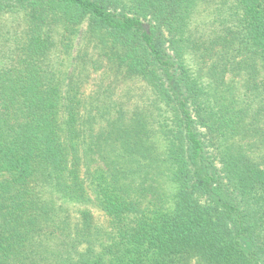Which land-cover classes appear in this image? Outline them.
Wrapping results in <instances>:
<instances>
[{
    "label": "trees",
    "instance_id": "16d2710c",
    "mask_svg": "<svg viewBox=\"0 0 264 264\" xmlns=\"http://www.w3.org/2000/svg\"><path fill=\"white\" fill-rule=\"evenodd\" d=\"M209 1L0 0V264H264V0Z\"/></svg>",
    "mask_w": 264,
    "mask_h": 264
},
{
    "label": "rangeland",
    "instance_id": "374dc122",
    "mask_svg": "<svg viewBox=\"0 0 264 264\" xmlns=\"http://www.w3.org/2000/svg\"><path fill=\"white\" fill-rule=\"evenodd\" d=\"M227 4H229L227 2ZM226 6L225 0H214V3L211 2V0L207 3H202L201 6L198 9V12L195 15V21L197 24H201L203 26L207 20H210L212 18L211 13L213 8L217 7H224ZM87 25L88 22H86L82 27L80 34L76 38V47L73 52V55L71 57L74 58L77 54V51L83 46L84 37L87 31ZM233 76L229 75L228 79H231ZM238 91L241 92V79L236 78ZM109 80L105 79L102 75V72H91L87 82L82 87V93L85 98H88L94 94H97L98 92L104 91L106 88H108ZM117 88V94H122L124 91H132L136 96L129 102V106L132 107L135 104V101L142 98V100L146 99L148 97V93H146L145 89L140 87V85H134L130 82H123L120 83V85ZM132 94V93H131ZM143 95V96H142ZM131 96V95H130ZM97 128V127H96ZM261 153L264 154V147L259 148L256 150V155L261 156ZM91 205V204H89ZM96 220L100 224H105V217L104 215L97 209H93Z\"/></svg>",
    "mask_w": 264,
    "mask_h": 264
}]
</instances>
